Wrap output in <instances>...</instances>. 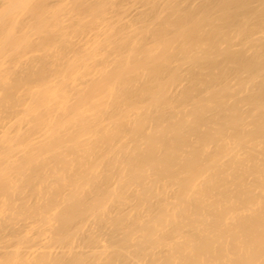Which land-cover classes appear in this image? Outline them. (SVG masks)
<instances>
[{"label": "bare ground", "instance_id": "bare-ground-1", "mask_svg": "<svg viewBox=\"0 0 264 264\" xmlns=\"http://www.w3.org/2000/svg\"><path fill=\"white\" fill-rule=\"evenodd\" d=\"M0 264H264V0H0Z\"/></svg>", "mask_w": 264, "mask_h": 264}]
</instances>
